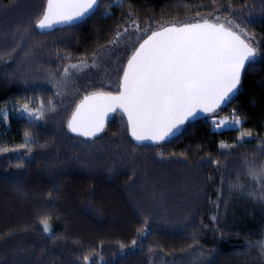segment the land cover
<instances>
[{
    "label": "trees",
    "instance_id": "1",
    "mask_svg": "<svg viewBox=\"0 0 264 264\" xmlns=\"http://www.w3.org/2000/svg\"><path fill=\"white\" fill-rule=\"evenodd\" d=\"M109 1L40 32L46 0H0V264H264V0H122L106 15ZM218 14L257 50L225 108L153 144L136 145L119 113L96 137L69 132L86 95L70 64L128 38L115 93L149 33ZM37 100L41 119L12 110ZM231 113L240 126L215 131Z\"/></svg>",
    "mask_w": 264,
    "mask_h": 264
},
{
    "label": "snow or ice",
    "instance_id": "2",
    "mask_svg": "<svg viewBox=\"0 0 264 264\" xmlns=\"http://www.w3.org/2000/svg\"><path fill=\"white\" fill-rule=\"evenodd\" d=\"M96 3L46 0L36 27L50 29L55 24L69 23L84 16ZM256 54L251 43L223 23L205 19L162 27L134 48L116 94L98 91L85 95L67 127L77 135L93 138L103 131L109 113L119 110L127 117L128 131L135 141L159 143L190 118L216 113L237 89L246 62ZM24 110H28L27 105ZM37 111L39 115H29L38 120L43 108ZM213 122L217 128L241 124L238 118ZM252 174L258 178L255 170ZM41 225L45 233L50 231L47 218L41 220Z\"/></svg>",
    "mask_w": 264,
    "mask_h": 264
},
{
    "label": "rangeland",
    "instance_id": "3",
    "mask_svg": "<svg viewBox=\"0 0 264 264\" xmlns=\"http://www.w3.org/2000/svg\"><path fill=\"white\" fill-rule=\"evenodd\" d=\"M122 0H110L108 5H106L104 13L106 15L111 14L116 10V8L120 5ZM256 15V13H255ZM209 20L210 22L214 23H223L226 27H232L235 30L241 31L235 24L232 22L231 18L224 16L223 14L218 15H204L197 19V21L201 22L203 20ZM228 21L232 23L229 25ZM238 33V32H237ZM247 38V37H246ZM248 40V38H247ZM250 43V40L248 41ZM253 44V43H252ZM133 42L127 39H121L113 47L105 49L104 52L92 63L90 61L84 64L72 63L71 65H77L74 70V76L78 77L79 81L83 83V93L84 94H91L93 92L104 91L110 92L108 86L112 85L111 80L116 72L119 69V66L125 59L127 53H129L132 49ZM254 45V44H253ZM128 57V56H127ZM124 68V66H123ZM123 71V70H122ZM122 74V73H121ZM112 76V77H111ZM121 76V75H120ZM120 82V81H119ZM41 99V97H39ZM39 99V100H40ZM37 100L36 105L30 104H19L12 108L17 116L24 117L27 119H35L34 115L30 116L29 112L34 113L35 115H39L38 109L44 107L40 101ZM25 105H27L28 110L25 111ZM10 110H0V119L5 120L8 116ZM234 115L231 113L221 116L220 118H213V121L219 122L221 120H234ZM232 126L227 127H216V123H214V130L221 131L227 128H231Z\"/></svg>",
    "mask_w": 264,
    "mask_h": 264
},
{
    "label": "water",
    "instance_id": "4",
    "mask_svg": "<svg viewBox=\"0 0 264 264\" xmlns=\"http://www.w3.org/2000/svg\"><path fill=\"white\" fill-rule=\"evenodd\" d=\"M45 3H46V2H45ZM98 5H99V0H97V3L93 6V8L90 9V10H89L84 16H82V17H80V18H78V19H75V20H73V21H71V22H69V23L55 24V25H53V27L50 28V29H39V28H37V27H36V28H37L40 32H52V31L57 30V29H62V28H66V27H71V26L77 25V24H79V23L84 22L87 18H89V17H90L95 11H96ZM201 22H203V21H201ZM193 23H195V22H193ZM169 26H171V25H169ZM177 26H179V25H177ZM165 27H167V26H165ZM158 30H160V29H158ZM158 30H155V31H158ZM149 35H151V33H149L144 39H147V37H148ZM241 38H242V37H241ZM144 39H143V40H144ZM242 39H243V38H242ZM143 40H142L140 43H142ZM140 43H139V44H140ZM139 44L136 46V48L139 47ZM132 53H133V52H132ZM132 53H131V55H132ZM131 55H130V56H131ZM130 56H129V57H130ZM129 57H128V58H129ZM253 58H254V57H253ZM253 58H251L249 61H247V62H246V65H247L249 62H251V60H252ZM127 60H128V59H127ZM126 64H127V61H126L125 65H124V67L126 66ZM246 65H245V67H246ZM243 71H244V69L242 70V74H243ZM122 75H123V71H122V74H121V76H120V79L122 78ZM241 76H242V75H241ZM119 83H120V82H119ZM239 85H240V84H239ZM239 85L237 86V89L234 91V93L231 94L230 99H229L225 104H223V105L221 106V108L218 109V110H221V109H223V108H225V107L227 106V104L229 103V101H230V100L236 95V93H237V91H238V89H239ZM113 94H116V92L113 93ZM87 95H90V94H87ZM84 96H85V95H84ZM84 96L81 98V100H83ZM81 100H80V101H81ZM80 101L77 103V105L80 103ZM77 105H76V106H77ZM76 106H75L73 112L75 111ZM218 110H217V111H218ZM73 112H72V113H73ZM114 113H119V114H121V115L123 116V118H124V120H125V123H126V126H127V117L124 116L119 110H117L116 112L109 113V115L105 118L104 127H105L107 121L113 116ZM71 115H72V114H71ZM71 115H70L69 119L71 118ZM207 115H209V114H203V113H201V114L196 115V116L193 117V118H190V119L187 120L182 126H180L179 131H177L175 134H173V135L167 137L165 140H169V139H171V138H173V137L179 135V134L182 132V129H183L184 125H185L187 122L195 121V120H197V119H199V118H204V117L207 116ZM69 119H68V121H69ZM68 121H67V123H68ZM67 129H68V127H67ZM68 130H69V129H68ZM103 130H104V129H103ZM127 131H128V127H127ZM69 132H70L72 135H74V136H78V137L86 138V137H83V136L77 135L76 133H73V132H71L70 130H69ZM101 133H102V132L98 133L97 136H98L99 134H101ZM128 135H129L130 139H131L136 145H141V144H153V142H151V141H145V142H140V143H138V142L135 141L134 138L130 135L129 131H128ZM95 137H96V136H95ZM87 139H90V138H87ZM165 140H163V141H165ZM161 142H162V141H161Z\"/></svg>",
    "mask_w": 264,
    "mask_h": 264
}]
</instances>
